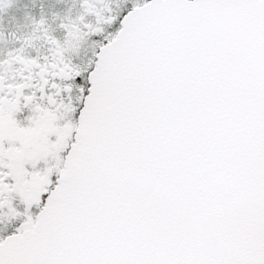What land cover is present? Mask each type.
Listing matches in <instances>:
<instances>
[{
    "label": "snow or ice",
    "instance_id": "snow-or-ice-1",
    "mask_svg": "<svg viewBox=\"0 0 264 264\" xmlns=\"http://www.w3.org/2000/svg\"><path fill=\"white\" fill-rule=\"evenodd\" d=\"M0 264H264V0H0Z\"/></svg>",
    "mask_w": 264,
    "mask_h": 264
}]
</instances>
